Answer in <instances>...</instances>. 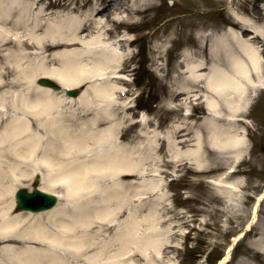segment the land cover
<instances>
[{"label":"rangeland","instance_id":"obj_1","mask_svg":"<svg viewBox=\"0 0 264 264\" xmlns=\"http://www.w3.org/2000/svg\"><path fill=\"white\" fill-rule=\"evenodd\" d=\"M74 1L39 0L35 5L38 10L41 5L46 7V12L52 14H47L37 28L38 39L27 34L35 47L31 49L33 52L25 66L29 71H59L64 77L70 78L82 75L85 79L81 89H87L94 95L96 102L89 109H84L77 101L68 103L76 105L73 106V114L63 113L66 129L60 125L63 129L49 133L45 132L46 128L34 124L41 136L48 137L50 142V134L62 137V130L68 138L67 141L62 137V145L65 143L69 147L74 139L79 141L78 147L83 148L79 152L84 155L74 158L75 166L73 160L72 168L85 173L89 169L86 165L89 160L106 157L112 152L122 154L127 150L141 165L139 171L132 172L121 184H116L111 172L104 176L109 180L106 184H116L114 188L117 194L113 203L121 212L116 213L113 225L108 229L106 225L98 223L91 229L94 240L100 246L109 248L116 243L118 251L127 245L135 247L138 254L132 264H219L231 244L230 257L225 264H264V253L259 251L258 246L260 234L264 231V90L260 89L253 95L247 111L243 112V120H239V130H243L247 142L240 162H236L231 148L218 147L211 141L210 132L213 129L229 124L226 106L223 104L219 114L211 113L204 100V94L212 92L206 87L205 76L210 72L213 62L221 58L228 65L230 54L240 53L229 27L240 31L242 26L238 22L244 15L256 20L262 14L260 7H264V2L87 0L81 8L82 14L91 12L93 6L98 7L105 2L112 4L109 16L103 14L98 17L110 21L115 28L119 24L115 21L117 16L120 19L132 16L129 19L132 29L128 31L121 27L119 30L121 34L135 38V42L131 47L116 51L124 55L122 60L112 55L114 63H120L122 73L119 75L127 78L131 88L125 95L128 100L123 106L112 103L111 99L103 98V101L102 97H98L96 88L109 75L95 74L85 44L59 42L61 31L49 28L50 22H59L61 19L53 13L64 17ZM83 2L80 0V3ZM132 4L138 12L133 10L129 13L126 10L125 7ZM18 7L15 2L10 8L19 25L10 29L11 32H2L4 40L0 38V72L6 67L10 70L5 78L6 84L0 90L32 86L26 80L20 84L18 81L23 80L26 73L10 66L7 47L14 43L3 44L6 37L17 38L15 35L20 36L30 30L23 26L20 21L22 18H18ZM80 50L85 62L78 61ZM199 61H205L206 68L197 69L200 75L193 77L188 65ZM114 74L110 73L111 77ZM183 87L200 89L194 92L199 98L181 104V100H174L173 93ZM129 104L132 107L124 110ZM198 134H201L205 159L200 168L192 163L188 155L196 146L194 143ZM183 137L188 140L178 143ZM61 144L55 146L60 147ZM177 148L181 152L179 157L173 153ZM232 165L235 173L228 180L236 181L241 190L227 194L221 191L220 185L213 179L220 178ZM28 176L16 188L50 189L47 184L41 183V178L35 180V173ZM26 178L30 180L26 181ZM101 186L104 187V184ZM56 191L67 194L68 189L58 185ZM125 193L130 194L128 202ZM261 196L257 220L249 225L252 210ZM62 202H66L73 213V203L66 198L59 200V204ZM120 204L124 205L121 209L118 207ZM13 210L16 211L15 206ZM99 227L104 229L99 230ZM127 227L133 228L128 235L123 233ZM30 242L22 240L17 243L29 246ZM66 258L63 262L70 264V259Z\"/></svg>","mask_w":264,"mask_h":264},{"label":"bare ground","instance_id":"obj_2","mask_svg":"<svg viewBox=\"0 0 264 264\" xmlns=\"http://www.w3.org/2000/svg\"><path fill=\"white\" fill-rule=\"evenodd\" d=\"M83 1L80 3V0H75L71 10L64 17L54 12L53 14L61 19L59 22H50L49 28L61 31L59 42L85 44L89 54L88 59L92 60L91 65H94L93 68L96 70L95 74L109 75L108 79L100 81L101 84L96 88L98 97H102L103 101L111 99L112 103L124 106L128 100V96L125 95L131 91V88L127 78L119 75L122 73L120 63H114L112 55L122 60L124 55L117 54L116 51L131 47L135 42V38L121 34L119 30L121 27L128 31L132 29L129 20L132 16L127 15V18L123 19L117 16L115 21L119 24L115 28L110 21L98 17L103 14L109 16L113 9L110 2H105L98 7L93 6L91 12L82 14L81 8L87 3V0ZM260 1L264 2V0ZM15 2L19 6L18 18H22L23 21L21 19L20 21L23 26L30 30L28 29V33L23 35H15L17 38L6 37L3 44L14 43L15 48L14 45L7 47L10 66L26 73L24 79L18 81L20 84L26 80L32 86L25 85L19 89L0 90V241L3 242L0 245V264H9V262L10 264H65L63 262L65 256L70 259V264H132L138 254L135 247L127 245L118 251L116 243H113L111 248L100 246L90 233L91 229L98 224L106 225V229L113 225L116 213L121 212L113 203L117 194L114 187L129 178L132 172L139 171L141 165L127 150L121 152L122 154L113 152L106 154L104 159L93 158L86 163L89 169L85 173L78 172L76 168L71 167L75 157L84 155L80 153L83 148L78 147L77 139L71 141L72 145L68 147L65 143L61 144L62 137L68 141L64 130H62V137L50 134L51 142L48 141V137L41 136V132L34 126L35 123L43 129L46 128L45 132L55 133V130L67 128L64 122L66 117L63 113L73 114L75 112L73 106L76 103L68 104L69 102L77 101L78 105L89 109L96 101L93 98L94 95H91L87 89H81L80 86L84 84L85 79L82 75L70 78L64 77L59 71L46 69L29 71V68L25 66L26 60L33 52L31 49L35 47L34 41L30 40L29 36L38 39L37 28L46 19L47 14L48 16L52 14L46 12V7L42 5L39 10L37 9L38 6L35 5L39 3V0H0V38L4 40L5 35L2 32L10 31L19 25L18 19L13 18V11L10 8ZM134 6V4L127 5L125 8L129 13L133 10L138 12ZM260 9L262 14L256 20L245 15L241 18L238 22L242 26L240 31L229 27L240 53L230 54L228 60L230 65H227L224 59H216L210 72L205 76L206 87L212 91L211 94H204L209 111L219 114L224 104L230 120L228 126H219L210 132L211 141L218 147L231 148L236 162L241 161L243 151L247 149L243 130H239V120H243V112L247 111L253 95L260 89L264 90V7ZM29 23L32 25L30 26ZM81 51H79L81 57L78 61L85 62ZM204 64L205 61L190 63L188 65L190 74L193 77H199L197 69H205ZM6 68L0 72V87L6 84L5 78L10 72L9 67ZM109 72L116 74L111 77ZM42 77L59 82L61 91L71 88L83 92L77 98L68 97L61 91L38 85L37 80ZM248 82L250 84H247ZM199 90L183 87L173 93V99L181 100L180 104L183 101L193 102L199 98L198 94L194 93ZM131 107L132 104H129L124 107V110ZM183 134H188V132ZM187 140L188 138L183 137L177 142L184 143ZM195 140L196 146L188 152V155L192 163L200 168L205 160L201 134H198ZM57 143L61 144L60 147L55 146ZM178 143H176L177 147ZM87 146L90 147V145ZM177 149L173 153L179 157L181 152ZM229 168H231L229 171L213 181L220 185L222 192L232 194L241 188L236 181L228 180L229 176L235 173L233 165ZM109 172L116 181L115 185L106 184L109 180L104 176H107ZM34 173H42L41 183L50 187V189L42 187L41 189L56 193L58 201L66 198L73 203V213L66 206V202H62L63 204L58 202L53 208L36 212L17 209L14 204L15 192L19 189L16 188L17 184H23L24 177H29L28 175ZM26 179V181L30 180V178ZM103 184L104 187L101 186ZM58 185L66 187L69 192L67 191V194L57 192ZM128 187L129 185L127 189ZM124 195L127 198L130 194L125 193ZM261 198L262 196L258 197L255 203L249 225L257 220ZM14 206L16 211L13 210ZM118 207L121 209L124 205L120 204ZM103 229L99 227V230ZM132 229L127 227L123 233L128 235ZM88 234L92 237L90 238ZM22 240L31 242L29 246H22L18 244ZM120 244L122 245L123 242ZM232 246L231 244L227 248L219 264H225L229 259ZM258 246L259 251L264 253V231L260 234ZM4 256L9 259L6 260Z\"/></svg>","mask_w":264,"mask_h":264},{"label":"water","instance_id":"obj_3","mask_svg":"<svg viewBox=\"0 0 264 264\" xmlns=\"http://www.w3.org/2000/svg\"><path fill=\"white\" fill-rule=\"evenodd\" d=\"M38 84L48 86L54 90H60L61 85L55 80L47 77H42L37 80ZM79 89H69L67 94L70 96H77ZM39 179V176L36 177ZM17 209L39 211L52 208L57 203V196L55 193L47 192L42 189L36 188L29 191L27 188H20L16 192Z\"/></svg>","mask_w":264,"mask_h":264}]
</instances>
